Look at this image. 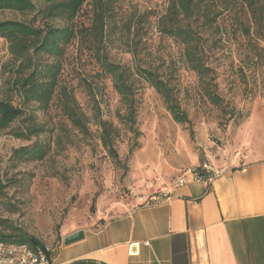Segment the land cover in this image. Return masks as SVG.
<instances>
[{
	"label": "rangeland",
	"instance_id": "rangeland-1",
	"mask_svg": "<svg viewBox=\"0 0 264 264\" xmlns=\"http://www.w3.org/2000/svg\"><path fill=\"white\" fill-rule=\"evenodd\" d=\"M34 2L33 10H0V21L67 24L47 15L46 0ZM168 3L113 0L109 19L113 30L102 43H94L82 31L66 45L48 104L21 95L19 61L10 53L6 38L0 37V99L24 108L17 121L0 129V179L5 185L0 196V236L26 232L55 248L65 236L99 229L148 201L189 168L244 159L250 150L246 133L240 135L244 124L259 131L264 144V17L245 16L243 0H232V11L224 12L212 29L203 32L212 69L209 76L214 78L202 81L186 62L184 44L159 31V18ZM92 10L88 0L71 23L78 30L89 25ZM97 48L133 69L138 65L158 69L170 80L190 122L175 121L161 95L137 74L131 121L111 76L97 62ZM36 60L40 66L57 61L47 54ZM206 87L219 94V104L205 96ZM62 88L74 94L87 115L88 133L80 132L61 109ZM98 119L112 124L116 158L100 139ZM28 129L38 132L18 137V132ZM34 146L44 149L43 158L18 151Z\"/></svg>",
	"mask_w": 264,
	"mask_h": 264
},
{
	"label": "crops",
	"instance_id": "crops-1",
	"mask_svg": "<svg viewBox=\"0 0 264 264\" xmlns=\"http://www.w3.org/2000/svg\"><path fill=\"white\" fill-rule=\"evenodd\" d=\"M251 129L240 128L250 143L244 159L215 165L223 174L197 181L187 169L148 201L56 246L52 264H264V144Z\"/></svg>",
	"mask_w": 264,
	"mask_h": 264
},
{
	"label": "trees",
	"instance_id": "trees-1",
	"mask_svg": "<svg viewBox=\"0 0 264 264\" xmlns=\"http://www.w3.org/2000/svg\"><path fill=\"white\" fill-rule=\"evenodd\" d=\"M45 11L51 18H60L67 21L65 26H55L47 22L44 26L32 22L13 19L0 21V37L9 42L10 53L15 60L19 61L21 76L20 93L29 100L40 104H48L55 93L57 78L61 64L58 60L64 56L65 47L73 39L84 31L85 35L91 36L94 43H102L107 36L108 30H113L109 25V19L113 13V0H91L93 17L91 23L82 26L79 30L71 23L82 10L88 0H46ZM232 0H169L166 12L159 18V31L180 41L185 46V58L192 70L202 81L210 78L209 71L212 69L208 64L203 47V32L212 29L217 23L218 17L224 12H231ZM36 7L34 0H0V10L11 9L16 11L33 10ZM245 16L252 15L256 20L264 17V0H243ZM242 28L246 26L239 17L236 18ZM47 54L54 58L52 63L40 66L37 64V56ZM101 70L110 75L113 87L120 95L122 103L126 106L128 117L135 120V94L137 74L141 79L149 83L161 95L175 121L179 123L190 122L188 114L177 102L174 89L169 79L165 78L158 69L149 66H136L134 69L116 63L109 56L97 48L94 52ZM25 69H29L25 72ZM26 73V74H25ZM211 77L210 79H213ZM61 89V88H60ZM61 109L72 124L82 133H88L87 115L82 111L73 93H68L65 88L59 90ZM205 96L213 104H219V94L206 87ZM24 113V108L7 99H0V129L10 127ZM97 124L101 128L100 139L103 145L112 152L116 158L118 154L112 137V124L107 120L98 119ZM38 132L37 129H28L27 132H18V137L31 136ZM18 151L43 158L45 151L40 146L32 149L26 147ZM4 183L0 179V196L4 191ZM0 240L7 243L28 244L32 248L45 247L35 236L26 232L17 235H2Z\"/></svg>",
	"mask_w": 264,
	"mask_h": 264
},
{
	"label": "built area",
	"instance_id": "built-area-1",
	"mask_svg": "<svg viewBox=\"0 0 264 264\" xmlns=\"http://www.w3.org/2000/svg\"><path fill=\"white\" fill-rule=\"evenodd\" d=\"M224 168L216 167L207 162L199 167L193 168L192 173L196 175L197 181L211 182L216 176L223 174ZM185 178H180L183 183ZM55 248L36 247L28 244L7 243L0 240V264H52V253Z\"/></svg>",
	"mask_w": 264,
	"mask_h": 264
},
{
	"label": "water",
	"instance_id": "water-1",
	"mask_svg": "<svg viewBox=\"0 0 264 264\" xmlns=\"http://www.w3.org/2000/svg\"><path fill=\"white\" fill-rule=\"evenodd\" d=\"M85 237V232L83 229L77 230L67 236H65L63 243L68 245L71 243H74L76 241H79Z\"/></svg>",
	"mask_w": 264,
	"mask_h": 264
}]
</instances>
